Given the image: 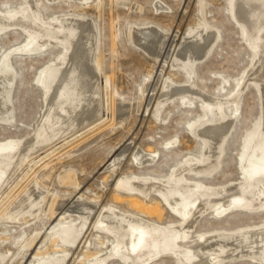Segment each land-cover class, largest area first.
Wrapping results in <instances>:
<instances>
[{"label":"rangeland","instance_id":"1","mask_svg":"<svg viewBox=\"0 0 264 264\" xmlns=\"http://www.w3.org/2000/svg\"><path fill=\"white\" fill-rule=\"evenodd\" d=\"M34 2L46 20L57 15L79 14L93 21L98 43L95 62L101 88L98 97L104 107L93 122L84 123L78 131L75 129L76 135L26 160L3 187L0 254L7 258L0 264H45L62 255H65L63 264H93L111 254L115 238L97 228L102 212L115 207L126 214H140L133 203L136 195L120 189V180L136 176L168 178L190 159L200 157L204 150L203 141L193 134V129L205 118L202 102L192 95H174L159 102L165 87L193 85L222 102L237 96V109L234 106L227 109L229 115L235 112L236 120L225 144L222 165L208 177H190L213 186L244 180L243 159L264 113V77L259 75L264 58L254 64L256 54L233 17L234 0ZM24 5V0H0V9L5 12L20 10ZM215 31L217 37L211 43L209 56L196 62L195 72L189 78L176 61L183 41L199 33L203 37ZM158 35L167 38L160 54L161 47L146 49L147 42ZM26 40V33L20 29H8L0 34V63L7 53ZM62 52L60 46H55L35 55L11 53L16 71L12 92L15 118L12 123L0 122V141L34 135L46 110L41 76ZM241 79L247 86L240 92ZM129 144L123 159L112 169L110 165ZM140 148L156 152V161L138 166L134 155ZM33 182L45 193L37 214L22 216L24 220L8 218L6 212L14 208L20 192H25ZM79 197L95 204L87 227L74 244L54 242L48 235L59 229L62 215ZM65 198L58 211L51 210ZM155 199L156 196H151L147 202ZM224 201L228 203V198ZM211 211L201 215L195 225L197 232L237 231L264 225L262 210L233 209L223 216ZM68 213H71L70 224L81 221L75 211ZM150 216V220L167 225L181 220L168 209L160 216L155 212ZM106 264L126 263L113 257ZM148 264L179 262L165 255ZM227 264L264 263L246 257Z\"/></svg>","mask_w":264,"mask_h":264},{"label":"bare ground","instance_id":"2","mask_svg":"<svg viewBox=\"0 0 264 264\" xmlns=\"http://www.w3.org/2000/svg\"><path fill=\"white\" fill-rule=\"evenodd\" d=\"M24 1L25 5L20 10L5 12L0 9V34L8 29H20L27 35L25 43L15 47L12 52L35 55L55 46H60L63 52L41 76L40 86L45 91L46 110L34 135L0 141V194L11 176L23 167L26 160L42 151L53 149L59 141L76 135L77 128L86 122H93L104 107L98 97L101 88L95 62L98 43L93 21L79 14L57 15L46 20L34 0ZM233 17L242 29L244 39L256 54L255 64L260 58H264V0H234ZM248 32H251L250 37L247 36ZM216 37L215 31L203 37L199 33L188 41L182 40L176 61L178 60L179 66L186 71L189 78L195 72L196 62L209 56L211 43ZM166 40L161 35L152 37L147 42L146 49L161 47L160 54ZM12 52L7 53L0 63V122L6 124L12 123L15 118L12 92L16 71L10 59ZM259 75L264 77V62ZM238 85L241 86L240 92L247 86L242 79ZM174 95H192L202 102L205 118L193 129V134L203 141V153L175 169L168 178L136 176L120 180V189L136 195V200L132 202L139 208L140 214H126L115 207L101 211L102 217L97 228L110 233L115 240L111 254L93 264H106L113 257L126 264H148L165 255L175 257L179 264H227L246 257L264 263V225L237 231L205 233L195 229L201 215L212 212L211 210L217 212L218 216L233 209L264 211V113L243 159L244 180L225 186H213L190 176L208 177L222 165L225 144L236 120L235 112L229 115L227 109L233 106L237 109V96L222 102L223 100L211 98L193 85H175L162 90V99L159 102ZM129 146L130 144L120 151L110 165L112 169L123 159ZM134 156L140 167L151 165L157 159L156 152L141 148ZM20 194L15 199L14 208L6 212L10 219L20 220L23 219L22 216L37 214L45 193L33 182ZM151 196H156L157 199L148 203L147 199ZM225 198H228V203H225ZM80 199L82 197L68 211H75L81 221L70 224L71 213L67 211L60 219L62 224L59 229L50 233L48 238L52 237L54 242L61 240L64 245L78 241L95 207V204ZM65 201L66 198L56 201L57 206L54 204L51 210L53 208L58 211ZM165 209L171 210L181 220L177 224L167 225L149 219L152 212L160 216ZM6 258L7 255L0 254V262ZM64 258L65 255L58 256L45 264H63Z\"/></svg>","mask_w":264,"mask_h":264}]
</instances>
